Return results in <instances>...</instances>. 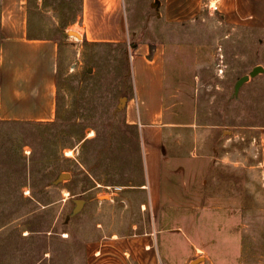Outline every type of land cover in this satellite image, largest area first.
Wrapping results in <instances>:
<instances>
[{"label": "rangeland", "instance_id": "1", "mask_svg": "<svg viewBox=\"0 0 264 264\" xmlns=\"http://www.w3.org/2000/svg\"><path fill=\"white\" fill-rule=\"evenodd\" d=\"M80 4L44 0L40 10L41 34L61 47L56 121L0 122V264H94L100 240L132 234L141 215L144 196L127 187L142 180L139 130L126 113L134 47L86 43L72 25ZM128 4L137 40L165 42L182 72L177 101L200 125L219 127L209 129V147L232 160L223 182L199 184L194 206L178 209L189 246L199 248L192 264H264V30L234 29L209 11L169 25L155 0ZM256 67L263 71L254 76ZM172 80L168 73V93ZM62 173L71 179L55 184ZM76 200L86 205L72 216Z\"/></svg>", "mask_w": 264, "mask_h": 264}, {"label": "crops", "instance_id": "2", "mask_svg": "<svg viewBox=\"0 0 264 264\" xmlns=\"http://www.w3.org/2000/svg\"><path fill=\"white\" fill-rule=\"evenodd\" d=\"M213 1L155 3L160 19L169 25L194 22L209 11L234 29L264 30V0H219L218 12L208 9ZM43 6L44 0H0V122L56 121L61 47L56 38L41 34ZM133 21L128 0H81L72 24L82 29L88 44L134 47L133 90L126 113L127 123L139 130L142 180L127 187L144 196L138 205L141 215L132 234L108 233L100 240L94 264H192L193 249L199 248L189 246L191 226L178 209L194 206L188 200L199 184L219 182V177L223 182L226 164L232 160L209 147V129L219 127L200 125L197 112L189 116L177 101L183 74L169 64L165 42L137 40L139 26ZM168 73L173 76L170 93ZM109 189L123 191L117 186ZM126 202L130 203L128 198Z\"/></svg>", "mask_w": 264, "mask_h": 264}, {"label": "water", "instance_id": "3", "mask_svg": "<svg viewBox=\"0 0 264 264\" xmlns=\"http://www.w3.org/2000/svg\"><path fill=\"white\" fill-rule=\"evenodd\" d=\"M69 35H75L77 36L78 38L82 39V36H80L77 32L75 31H69ZM91 71V70H90ZM260 71H263V68L262 67H256L254 69V72H253V75H257ZM249 76H245L243 77L242 81H248L249 80ZM71 174L70 173H62L59 178L54 182L55 184H60L62 183L64 180H70L71 179ZM75 204H76V208L74 209L73 211V214L72 216H75L77 214H79L82 209L84 208V206L86 205V201L85 200H76L75 201ZM199 260H196V262H198Z\"/></svg>", "mask_w": 264, "mask_h": 264}, {"label": "built area", "instance_id": "4", "mask_svg": "<svg viewBox=\"0 0 264 264\" xmlns=\"http://www.w3.org/2000/svg\"><path fill=\"white\" fill-rule=\"evenodd\" d=\"M219 0H214L213 2H209L208 4V9L214 12H218L219 11Z\"/></svg>", "mask_w": 264, "mask_h": 264}, {"label": "trees", "instance_id": "5", "mask_svg": "<svg viewBox=\"0 0 264 264\" xmlns=\"http://www.w3.org/2000/svg\"><path fill=\"white\" fill-rule=\"evenodd\" d=\"M126 45V44H125ZM125 45H122V46H125ZM153 49H154V47L152 46V51H153ZM58 107H59V105H58ZM58 116V115H57ZM55 122V121H54ZM53 122V123H54ZM46 124H48V125H50V124H52V123H46ZM31 233H36V232H38V231H41V230H36L35 228H30V229H28ZM46 231V230H45Z\"/></svg>", "mask_w": 264, "mask_h": 264}]
</instances>
